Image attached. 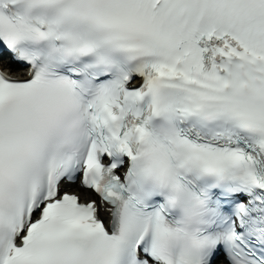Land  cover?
<instances>
[{"label": "snow or ice", "instance_id": "snow-or-ice-1", "mask_svg": "<svg viewBox=\"0 0 264 264\" xmlns=\"http://www.w3.org/2000/svg\"><path fill=\"white\" fill-rule=\"evenodd\" d=\"M0 264H264V0H0Z\"/></svg>", "mask_w": 264, "mask_h": 264}, {"label": "bare ground", "instance_id": "bare-ground-1", "mask_svg": "<svg viewBox=\"0 0 264 264\" xmlns=\"http://www.w3.org/2000/svg\"><path fill=\"white\" fill-rule=\"evenodd\" d=\"M78 190V189H77Z\"/></svg>", "mask_w": 264, "mask_h": 264}]
</instances>
